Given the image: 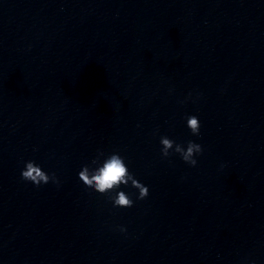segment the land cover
<instances>
[{
  "label": "clouds",
  "instance_id": "clouds-1",
  "mask_svg": "<svg viewBox=\"0 0 264 264\" xmlns=\"http://www.w3.org/2000/svg\"><path fill=\"white\" fill-rule=\"evenodd\" d=\"M187 127L194 136L200 135V120L196 115H189L186 118ZM160 143L162 145L161 155L164 158L169 157L172 152L179 154L181 159L192 167L197 165L195 156L203 152L200 144L191 140L187 142L186 148L175 143L172 139L161 136ZM171 150V151H170ZM103 158V159H101ZM79 180L86 188L93 189L100 195H109L115 192L114 196H109L113 207L131 208L134 205L133 199L125 191H118L121 186H131L138 190V200H143L149 195L147 186L138 181L133 173L130 172L128 164L124 157L119 153H111L105 156L103 151H98L95 158L90 164H85L78 173ZM21 179L31 182L36 187L49 182L59 185V180L55 173L45 172L41 166L35 161L29 160L25 162L24 168L21 170ZM121 232L126 231L120 228Z\"/></svg>",
  "mask_w": 264,
  "mask_h": 264
}]
</instances>
